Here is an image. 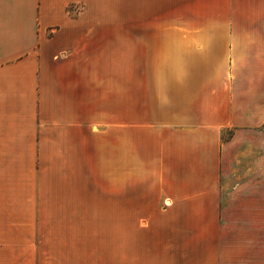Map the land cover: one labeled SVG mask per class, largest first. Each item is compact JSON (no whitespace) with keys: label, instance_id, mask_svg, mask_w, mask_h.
I'll use <instances>...</instances> for the list:
<instances>
[{"label":"crops","instance_id":"1","mask_svg":"<svg viewBox=\"0 0 264 264\" xmlns=\"http://www.w3.org/2000/svg\"><path fill=\"white\" fill-rule=\"evenodd\" d=\"M128 7L168 8V22L188 29L182 37L170 35L179 63L170 56L167 98L155 96L157 118L163 108L170 126L140 141L139 156L158 179V198L167 195L175 206L200 203L203 216H239L244 230H261L264 0H0V169L15 174H9L16 179L10 183L31 189L30 173L37 168L41 199L62 201L57 216L96 214L98 159L109 170L114 155L108 132H97L98 113L112 116L119 100L98 92V72L111 66L105 56L117 43L98 44L97 24L123 22L122 16L98 20L96 12ZM126 98L125 103L122 93L118 148L121 208L128 213ZM225 132L231 136L224 138ZM13 198L18 195L0 197V250L8 253L28 247L26 237L15 243L9 233L31 231L38 217L48 226L46 217L53 215L48 207H32V194L22 196L24 207L14 206ZM223 200L232 202L226 207ZM13 257L9 264L48 263L41 255L33 261L16 251ZM73 263L264 264L217 255L78 256Z\"/></svg>","mask_w":264,"mask_h":264},{"label":"rangeland","instance_id":"2","mask_svg":"<svg viewBox=\"0 0 264 264\" xmlns=\"http://www.w3.org/2000/svg\"><path fill=\"white\" fill-rule=\"evenodd\" d=\"M72 10L80 11L79 8ZM96 14L98 20L107 19L108 16L119 19L122 16L123 19L122 23L97 24L98 44L117 43L116 47L107 50L105 56L112 67L98 72V92L102 96L114 93L112 95L115 97L119 95V100L116 113L113 112L112 116L98 113L97 132H108V137L114 141L113 146L108 148L113 149L114 155L108 159L109 170L103 168V163L98 159L96 214L87 211L81 217L57 216V207L62 201L41 199L37 168L30 173L35 176L31 189L28 184L10 183V180L16 179L9 177L8 169H0V197L8 201L11 195H18V200L13 198L12 202L14 206L19 204V207H24L22 196L32 194V207H48L53 214L46 217L48 226L42 224V217H38L31 231L9 233L15 243H20L26 237L28 247L10 248L9 253L0 250V264H9V260L15 259L13 254L16 251L33 261L41 255L47 264H74L73 257L78 256L119 255H217L264 262V226L257 231L244 230L245 226L238 222L242 217H206L199 212L202 208L200 203L175 206L167 195L159 199L154 183L158 179L152 167H147L139 156L144 150L140 141L153 134L154 129L170 126V121L164 119L166 114L163 108L160 119L157 118L160 108L155 104V96L158 95L160 101L167 98L170 56H173L175 65L179 63L175 60L179 51H170V35L182 37L188 30L187 25L170 24L168 8L98 9ZM122 93L125 103L128 96L129 111L128 213L127 209L121 208L118 147L122 128ZM143 129H148V132ZM230 136L231 132L224 133V138ZM107 152L110 156L111 152ZM10 175L15 176L14 173ZM20 175L24 176V171ZM231 185V182L226 185L228 190L224 196L227 198ZM223 201L226 207L232 202ZM174 207L177 208L173 212ZM38 243H41V247H37Z\"/></svg>","mask_w":264,"mask_h":264}]
</instances>
